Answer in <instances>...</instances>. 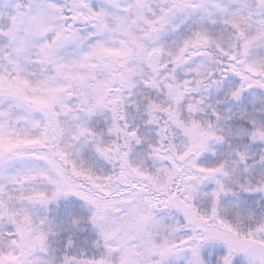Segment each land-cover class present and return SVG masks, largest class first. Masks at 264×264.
Segmentation results:
<instances>
[{"label":"trees","instance_id":"16d2710c","mask_svg":"<svg viewBox=\"0 0 264 264\" xmlns=\"http://www.w3.org/2000/svg\"><path fill=\"white\" fill-rule=\"evenodd\" d=\"M63 1L62 23H69L73 8L89 9L94 0L82 5L76 0ZM96 1H101L95 6L102 12L114 4V0ZM168 1L164 11L156 10L157 19L151 25L143 17L148 40L165 44L151 57L159 73L165 72V79L148 78L132 88L133 75L120 60L110 71L109 57L103 52L99 63L87 64L77 77L70 75L67 88H53L46 105L3 83L14 107L44 117L47 133L38 142L19 137L8 145L1 143L0 164L36 162L48 174L37 179V191L22 183L24 178L17 181L22 184L7 185L0 220L9 228L0 231V264H32L22 245L36 236L45 251L44 264H123L118 257L125 253L128 229L109 223L114 217H127V202L145 205L138 218L133 216L135 226L155 218L158 212L171 213V224L180 222L175 230L187 234L185 240L173 241L158 256L163 261L137 264H241L239 258L246 260L244 264H264V69L257 71L246 63L242 36L247 28L239 30L221 16L214 25L204 19L210 0ZM19 2L16 10L8 7L12 14L0 21V30L7 31L4 37L0 34L1 57L27 54L33 47L31 41L23 40L26 33H20L25 28L31 33L28 0ZM181 14L186 24L174 31L176 26L171 23ZM94 18L100 22V17ZM64 35L63 41L72 42L73 47L88 42L79 40V34L69 32L64 24L52 37L60 40ZM98 37L89 42L104 38ZM230 41H234L232 46ZM131 47L143 52L136 44ZM52 48L49 67L61 78L70 69L69 56L56 44ZM197 58L211 65L204 71L188 65ZM32 68L34 73L47 70L45 63H34ZM127 91L132 96L128 100L123 98ZM72 122L81 127L76 129L77 149L70 147ZM23 126L14 128L23 131ZM66 135L69 146L63 144ZM167 153L172 154L169 159L180 161L182 167L177 169L190 166L193 170L183 174L174 168L171 174L161 164L152 163ZM245 165L249 169L244 176L239 171ZM140 168L154 172L157 181L147 179L146 185ZM218 173L229 182L219 193L208 182ZM230 192L235 193L234 199ZM34 203L42 209L33 208L32 216L28 209ZM11 243L17 245L12 252L16 256L6 254ZM204 243L211 248L203 249ZM142 245L138 241L129 249ZM196 251L199 257L188 258L192 257L188 253Z\"/></svg>","mask_w":264,"mask_h":264},{"label":"rangeland","instance_id":"374dc122","mask_svg":"<svg viewBox=\"0 0 264 264\" xmlns=\"http://www.w3.org/2000/svg\"><path fill=\"white\" fill-rule=\"evenodd\" d=\"M76 1L77 4L82 5L86 0ZM100 2L101 1L96 0L92 1L90 3V8L85 9V12L77 8H73V11L70 10L71 13L69 16H71L73 20L80 12H83L86 16L89 13V15L93 17H100V22L93 21V23L89 26L83 27L84 29H78L72 26V19L70 22L68 17L67 19L69 23L67 20H64V23H62L61 12L63 11V0H28L27 4L29 9L27 13L30 14L28 17L32 19V23L29 28L31 33L28 34V30H26V28L20 33H26V35H22L23 40L31 41L34 47L29 49V52L25 55L27 59L33 58V60L38 63L45 61L47 70H45L44 73H34L32 70V64L34 61L30 63L28 62L25 66H23L22 62L18 59L9 61L8 56L5 55V57H1L4 54L0 51V145L1 143H7L8 145L11 142H15L19 137H25L27 140H35V142H38L47 133L44 117L40 114L34 116L32 114L28 115L22 108H19L18 106H16L18 108L14 107L11 100V94L3 90V83H6L11 87H18L19 92L25 93L23 95H25L27 99L30 100L29 96H32L36 100H40L43 105H46L50 99L53 88V91L61 87L63 89L67 88L70 81V75L77 77L78 75L84 73V66L87 64L92 66L99 63L100 61L97 62V59L103 52L109 57L107 64L110 71H112V66L115 61L120 60V63L127 68L129 74L133 75V80L130 81L132 88L141 82L145 83V80L148 78L157 77L165 79V72L159 73V70L154 67V61H151V57L154 52L157 51V47L160 46L163 48L165 47V44L160 40L162 39L161 36L155 39L156 42L160 40L156 44L148 40L149 38L146 34L147 29H143L145 27L143 17L146 18V25H151L157 19L155 16L156 10L164 11V9L169 7V1L114 0L112 8L107 9L105 12L96 8L95 4L101 5ZM207 2H209V0H207ZM19 5V0H0V21H4L5 18L12 14V12L8 11V7L16 10ZM152 5L154 9L152 8ZM150 7L151 10L147 11ZM179 13L181 12L179 11ZM183 16L184 15L181 14V19L177 18L173 23H171V26H176V28L172 30H179L180 26L186 24L184 22L186 19ZM220 16L228 19H222V22L226 20L230 24L237 26L239 30H241L242 27L248 29V31L242 36L245 41L244 47L246 53V63L254 70L258 71L264 69V0H210L204 19L210 21L211 25H214ZM63 24L69 32H77L79 34V40L83 39L88 41L87 44L84 46V43H82L79 47H73L72 42L65 43L63 41L66 39V35L62 36L60 40L53 38L52 36L54 33L63 28ZM167 27H169V25ZM5 33H7L6 30H0L2 37L6 35ZM66 34L72 35L67 32ZM99 35H103L104 38L100 39L98 43L89 42L90 40L98 39ZM74 36H76V34H74ZM54 44H56V47L60 50L62 49V51L69 56V64L67 65L70 69H68L65 74L63 73L61 78H58L53 69L49 67L54 54L52 48V45ZM135 44L142 47L143 52H141V50L138 51L137 49L133 50L134 48H132L131 45ZM228 44L229 46H232L234 41H230ZM14 50H18L17 45L15 44ZM19 57H21L20 54H16L14 56V58ZM157 62L162 64L159 61ZM63 64L66 65L64 62ZM64 65L61 64L62 67ZM188 65L198 71H204L211 64L203 58H197L192 60ZM119 75L120 77H124L125 72H121ZM183 97L184 95H180V99H183ZM123 98L126 100L132 98L131 92L127 91L123 93ZM4 102L5 105L3 106ZM14 105H16V102H14ZM18 124H24L23 131L19 128H14ZM76 125L77 124L74 122L69 125L72 128L71 132L74 135L72 140L73 145L70 147H74V149H77L76 147L79 146L76 145L78 132L76 129L81 128ZM68 139L69 135H66V141L63 143L64 146H69V142H67ZM216 145L217 143H214L212 146L216 147ZM171 155V153H167L164 155V158H157L158 160L152 161V163L161 164L163 169H169L171 174H173L174 168H180L182 166L180 161L175 157L169 159ZM74 157H77L76 154H74ZM4 164L5 165L0 164V203L3 199L7 198L9 189L8 186H10L13 182L19 184L26 183L29 189L37 191L40 188L37 183V179L48 174L47 170L39 164L37 165L36 162L24 161L19 163L17 161H13L12 163L10 162ZM247 169H249V167L245 165L243 170L239 171V174H243L245 176L247 174ZM175 170L180 171L182 169L176 168ZM192 170L193 168L188 166L185 167L181 173L187 174ZM139 175L146 178L144 180L146 185L149 184L147 179H150L152 182H156L158 178L154 172L141 168L139 170ZM220 176L222 175L218 173L210 177L208 180V182L214 183L215 191L217 193L221 191L222 187H226L229 184L227 180H223ZM21 178H24L23 182H17ZM181 179L183 181V178ZM166 180L167 176L162 179L163 182ZM180 181L181 180L179 178V182ZM199 181L200 179L198 178L196 182ZM239 185L243 186L242 183H239ZM182 186H184V184H182ZM192 187L195 188L196 184H192ZM230 193L229 195L234 199L235 193ZM125 198L129 199L128 201L131 200V196H126ZM144 206L145 205H143V207ZM143 207L135 202H127V217L121 219L114 217L109 223L110 225H120L128 229L126 238L129 239V241L125 242V253L122 257H118L119 262H124L123 264H137L139 261L142 263L143 261L147 262L150 260L163 261L162 257L158 256L167 252L166 249L171 247L173 241H181L187 238V234L182 229L180 231L175 230V227H179L176 226L180 223L178 220L171 224L174 220L172 217L173 214L171 213L162 214L158 212L155 218L153 217L150 221H146V225L142 224V220L141 225L135 226L133 216L138 218V216L141 215L139 209ZM33 208L35 210L39 208L40 211L42 209L40 204H32L28 209L32 216ZM150 222L153 223L151 224ZM8 228L9 226L5 225L0 220V231ZM167 229L169 232H167ZM103 231L107 232L108 229ZM141 233H143L144 236H141ZM199 238L201 237L199 236ZM130 239L132 241L131 245ZM138 241H143L142 248L129 249ZM22 247L24 253L29 254V260L32 264L45 263V251L43 250L41 242L38 241L37 236L30 241V244L22 245ZM202 248L209 249L211 248V245L204 243L202 244ZM16 251L17 245L15 243H11L9 251L6 252V254L16 256L12 254V252ZM188 254L192 256L188 257L190 259L200 256L198 251ZM239 259L241 264L246 263L244 258Z\"/></svg>","mask_w":264,"mask_h":264},{"label":"water","instance_id":"95a60500","mask_svg":"<svg viewBox=\"0 0 264 264\" xmlns=\"http://www.w3.org/2000/svg\"><path fill=\"white\" fill-rule=\"evenodd\" d=\"M92 18L91 17H85L83 14H80L76 20V24H85L90 22Z\"/></svg>","mask_w":264,"mask_h":264}]
</instances>
